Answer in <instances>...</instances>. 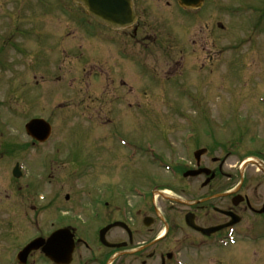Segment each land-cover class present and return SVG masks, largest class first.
Returning <instances> with one entry per match:
<instances>
[{"label":"rangeland","instance_id":"obj_1","mask_svg":"<svg viewBox=\"0 0 264 264\" xmlns=\"http://www.w3.org/2000/svg\"><path fill=\"white\" fill-rule=\"evenodd\" d=\"M207 1L209 5L202 10L204 20L216 18L220 23L218 54L210 59L198 54L200 57L187 59L194 65L183 66L190 36L200 21L189 22L193 23L192 31L179 16L168 17L166 26H152L151 39L140 48V69L136 71L139 88L134 90V105L129 106L132 91L127 87L106 89L101 70L94 66L106 57L102 46L108 43L103 39H116V34L105 31L77 7L70 6L71 14L69 6L60 9L58 17L51 16L48 21L42 9L21 8L18 0H0V151L8 143L14 147L0 154V165H6L7 175L8 165L15 162L29 165L26 177L31 176L30 165H53L55 193H64L72 191V186L74 190L84 186L69 181L85 177L84 165H126L118 170L119 186L126 190L137 184L147 190L149 185L143 184L150 166L155 170V182H173L167 170L156 165L190 160L195 140L187 137L188 132L199 137L211 120L214 125L208 136H214L219 145H229V140L244 145L250 118L252 136L261 142L264 106L257 98L264 96V37L247 41L244 17L236 20L232 16L233 5L238 7L247 0ZM31 29L41 33L48 29L49 34H55V54L41 51L35 57L19 52L25 38L17 35L25 33L29 38ZM153 33L155 36H151ZM112 70L116 80L114 74L123 71L126 75L128 66H114ZM90 95L94 99L104 96V100L91 104ZM252 114L255 116H249ZM234 116L237 122L229 125ZM31 117H43L52 126L51 137L36 147L24 137V124ZM116 135L121 136L120 143ZM203 137L208 139L205 134ZM27 142L28 148L19 150ZM187 143L189 147H185ZM237 156L232 155L230 161ZM46 191L47 187L43 194ZM154 193L157 204L162 205L163 197ZM256 220L252 221V240L236 237L235 245L227 250L212 249L189 257L196 259V264H264V233L258 232L261 221ZM214 259L219 261L214 263Z\"/></svg>","mask_w":264,"mask_h":264},{"label":"flooded vegetation","instance_id":"obj_2","mask_svg":"<svg viewBox=\"0 0 264 264\" xmlns=\"http://www.w3.org/2000/svg\"><path fill=\"white\" fill-rule=\"evenodd\" d=\"M18 1L21 8L46 11L43 14L48 21L51 16L58 17L60 9L75 7L71 0ZM207 4L204 0L198 8H184L178 0H133L136 19L130 27L112 31L101 26L116 34V39H103L115 54L108 44H103L106 57L103 63L94 65L101 70L106 89L127 87L132 91L127 105H134L133 97H137L134 90L139 88L136 71L140 69V48L151 39L152 26H166L170 16L185 19L183 23L191 31L193 23L189 22L200 21L190 36L183 66L194 65L187 59L198 54L204 59L215 57L219 52L216 37L220 23L216 18L204 20L202 10ZM232 8L234 19L244 17L243 35L247 41L264 37V0H247ZM235 27L237 30L236 23ZM46 30L41 33L31 29L29 38L25 33L26 36L17 35L25 38L19 52L35 57L41 51L55 54V34ZM114 66L121 69L128 66L126 75L123 71L115 73V80ZM127 76L129 79L125 81ZM93 84L103 86L101 82ZM103 100L104 96L89 98L91 104H101ZM231 120L229 125L237 122L235 116ZM248 120L251 122L252 118ZM249 122L244 145L233 144L234 140H229L232 142L229 145L228 142L219 145L214 136H208L214 125L211 120L202 130L208 139L203 134L194 137L192 158L167 166L173 182H155V170L149 165L148 178L144 177L146 184H143L149 185L147 190L137 184L129 185L126 190L119 186L118 170L126 165H84L85 177L69 180L74 184L82 182L84 186L77 190L72 186V191L64 193H55L53 165H30L29 177H26L29 165H23L25 171L19 177L13 176L11 165H8L10 176L5 172L6 165H0L3 175L0 177V264H196V259L189 255L233 247L231 239L254 230L253 220L260 219L258 232L264 233V132L259 136L261 142H257ZM24 137L30 139L31 147L38 145L32 138ZM11 146L9 143L2 146L0 154L4 155ZM19 147L28 148V142ZM197 150L200 153H195ZM232 155L239 156L230 161ZM56 181L61 183L58 178ZM45 187L47 191L39 196ZM134 188L142 191L136 195ZM154 191L157 197H163L162 205L157 204Z\"/></svg>","mask_w":264,"mask_h":264},{"label":"water","instance_id":"obj_3","mask_svg":"<svg viewBox=\"0 0 264 264\" xmlns=\"http://www.w3.org/2000/svg\"><path fill=\"white\" fill-rule=\"evenodd\" d=\"M81 6L84 11L97 23L111 29L125 28L133 24L136 15L133 9L132 0H73ZM179 4L185 7L199 6L203 0H178ZM26 132L32 137L44 141L49 133L50 126L40 119H33L25 126ZM18 168H14L16 173Z\"/></svg>","mask_w":264,"mask_h":264},{"label":"bare ground","instance_id":"obj_4","mask_svg":"<svg viewBox=\"0 0 264 264\" xmlns=\"http://www.w3.org/2000/svg\"><path fill=\"white\" fill-rule=\"evenodd\" d=\"M163 194H168L167 192H162Z\"/></svg>","mask_w":264,"mask_h":264}]
</instances>
